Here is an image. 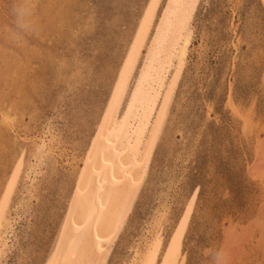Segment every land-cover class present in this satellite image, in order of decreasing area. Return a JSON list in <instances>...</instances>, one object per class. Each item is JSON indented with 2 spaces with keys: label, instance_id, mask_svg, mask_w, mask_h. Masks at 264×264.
Listing matches in <instances>:
<instances>
[{
  "label": "rangeland",
  "instance_id": "374dc122",
  "mask_svg": "<svg viewBox=\"0 0 264 264\" xmlns=\"http://www.w3.org/2000/svg\"><path fill=\"white\" fill-rule=\"evenodd\" d=\"M168 0H0V264H49L112 88ZM103 264H264V0H198Z\"/></svg>",
  "mask_w": 264,
  "mask_h": 264
},
{
  "label": "bare ground",
  "instance_id": "6f19581e",
  "mask_svg": "<svg viewBox=\"0 0 264 264\" xmlns=\"http://www.w3.org/2000/svg\"><path fill=\"white\" fill-rule=\"evenodd\" d=\"M198 0H168L129 87L141 43L116 77L49 264H103L124 222L162 116L161 91L189 43Z\"/></svg>",
  "mask_w": 264,
  "mask_h": 264
}]
</instances>
